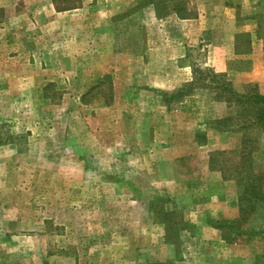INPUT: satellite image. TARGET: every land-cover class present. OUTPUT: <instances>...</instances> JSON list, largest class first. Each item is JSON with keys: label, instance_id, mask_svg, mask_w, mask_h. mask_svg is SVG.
<instances>
[{"label": "rangeland", "instance_id": "rangeland-1", "mask_svg": "<svg viewBox=\"0 0 264 264\" xmlns=\"http://www.w3.org/2000/svg\"><path fill=\"white\" fill-rule=\"evenodd\" d=\"M230 1L240 27H257L228 61L245 93L258 88L240 75L264 40V0ZM200 3L0 0V264H264V238L230 248L197 218L212 196H238L214 181L231 173L241 133L205 129L227 105L197 89L167 106L154 90V13L193 16ZM189 54L192 74L211 68L208 47ZM258 145L264 172V133Z\"/></svg>", "mask_w": 264, "mask_h": 264}, {"label": "crops", "instance_id": "crops-1", "mask_svg": "<svg viewBox=\"0 0 264 264\" xmlns=\"http://www.w3.org/2000/svg\"><path fill=\"white\" fill-rule=\"evenodd\" d=\"M209 1L202 0L196 15L193 16L182 17L172 12V15L167 18H158L154 13V90L173 93L192 80L193 74L190 66L185 63L190 56L191 47L197 44L201 47H208V54L204 60L206 66L211 67L217 73L231 75L228 61L234 56L236 36L240 31L247 30L246 27H251L254 31L257 28L256 22L240 27L238 5L230 0ZM216 15L222 16V21L220 19L217 21L214 17ZM89 38H93V34ZM253 45L252 69L242 72L240 77L244 83L257 84L260 92L264 94V40L255 36ZM105 54L103 53L101 63L98 65V69L102 72L109 67V57ZM205 129L210 134H221L208 128L206 124ZM206 171L208 176L212 177L215 174L210 160ZM215 180L214 182L223 184L231 182V180L224 179L222 174ZM203 206H206L208 211H199L197 217L203 231L214 234L228 247H233L223 240L220 230L211 224H206L205 217L208 215V221L236 219L239 216L238 196L235 198L212 196L211 200Z\"/></svg>", "mask_w": 264, "mask_h": 264}, {"label": "trees", "instance_id": "trees-1", "mask_svg": "<svg viewBox=\"0 0 264 264\" xmlns=\"http://www.w3.org/2000/svg\"><path fill=\"white\" fill-rule=\"evenodd\" d=\"M172 12L185 17L178 7ZM197 89L209 91L214 95V101L226 104L229 110L227 115L208 122V128L220 133H241L239 157L234 160L229 176L222 171L224 179L236 184L239 216L233 220H210L209 223L221 231L227 244H250L257 237L264 238V228L254 224L256 218L264 217V172L257 171L254 166L255 154L260 151L259 134L264 133V95L255 85L240 93L227 73L194 67L193 81L161 96L164 104L170 106L169 98L179 103ZM260 259H264V253Z\"/></svg>", "mask_w": 264, "mask_h": 264}]
</instances>
